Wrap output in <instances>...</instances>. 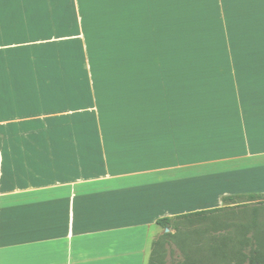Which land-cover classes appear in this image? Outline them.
<instances>
[{"label":"rangeland","instance_id":"374dc122","mask_svg":"<svg viewBox=\"0 0 264 264\" xmlns=\"http://www.w3.org/2000/svg\"><path fill=\"white\" fill-rule=\"evenodd\" d=\"M132 5L123 10L135 15L132 26L95 38L82 32L80 16L63 23L70 33L0 30V134L5 135L0 144L6 149L23 143L20 133L35 120L33 137L43 151L44 142L58 136L83 138L97 147L101 139L140 137L185 157L168 164H190L170 171L174 179L236 169L232 162L209 160L241 158L246 152L242 107L257 82L244 80L243 39L250 29L251 37L258 35L252 28L258 19L248 23L235 12L234 26L240 24L243 35L242 46L234 49L227 44L232 17L224 0H134ZM42 86L49 95L38 93ZM24 100L37 108L28 118H21ZM170 174L162 178L172 180ZM222 186L217 185V195ZM235 200L183 213L224 208L206 220L171 217L177 227L165 230L173 234L164 248L165 264H247L250 251H264V201ZM158 231L153 225L149 237ZM149 256L140 264H148Z\"/></svg>","mask_w":264,"mask_h":264},{"label":"crops","instance_id":"0c3cea01","mask_svg":"<svg viewBox=\"0 0 264 264\" xmlns=\"http://www.w3.org/2000/svg\"><path fill=\"white\" fill-rule=\"evenodd\" d=\"M33 1L44 2L49 13L65 3L75 16L80 14L82 32H117L132 26L135 18L123 11L124 6L132 9L134 0ZM224 1L232 17L225 30L232 33L227 40L232 48L242 46L243 35L241 25L234 26L235 12L248 23L258 19L252 27L258 35L251 37L250 29L243 39L244 80L257 82L256 88L248 89L247 105L244 101L242 107L246 152L241 158L209 160L232 162L229 166L236 169L174 179L170 171L190 164H168L185 157L177 150L170 154L167 148H159L163 145L146 144L140 137L126 142L101 139L99 147L86 139H48L43 151L34 131L20 133L23 143L11 144L8 153L0 144V264H140L147 252L151 256L153 242L164 231L156 221L187 209L211 208L233 194L225 190L217 195V185L239 182L236 193L256 185L264 195V0ZM25 3L0 0V10L5 11L0 15L10 18L5 32L17 30L16 18L24 16ZM237 6L249 10L241 14ZM0 137L5 141V135ZM156 173L170 174L172 180L162 178L167 175L151 176ZM207 193L209 201L202 206L201 197ZM153 225L160 231L149 237Z\"/></svg>","mask_w":264,"mask_h":264},{"label":"trees","instance_id":"16d2710c","mask_svg":"<svg viewBox=\"0 0 264 264\" xmlns=\"http://www.w3.org/2000/svg\"><path fill=\"white\" fill-rule=\"evenodd\" d=\"M44 6H45L44 2L37 5L33 0H26V3H25L26 9L24 11V16L16 18V21L18 23L17 30L11 31V32H5V34L70 33L72 28L71 29L69 27L66 28L65 25L63 26V23H65V22L67 23L69 21L72 24L75 23L76 18H77V16H75V12L70 7L67 8L65 3H62V2L58 6V8H56L52 13H49L48 11H46ZM39 8H42V10H40ZM1 12H5V11L0 10V13ZM79 13H80V11H79ZM79 16H80V14H79ZM0 18L3 19V18H5V16L0 15ZM61 18L62 19L64 18V19L62 20ZM9 20H10V18L6 17L5 23H9ZM60 21H62V22L59 23ZM56 24H59L60 26H57ZM125 28L126 27H120L119 29H117V31L119 30V31L124 32ZM0 30L5 31V29H0ZM85 32L87 34L91 33L88 31H85ZM102 33H105V32H95L92 34H94V38H95V37H98L97 35L102 34ZM18 38H20V35L18 36ZM38 93H41V95L45 94V93H46V95H49L46 86H42L41 88H39ZM19 96H23V95L19 94ZM38 96H40V94H38ZM27 103H28L27 100H24L22 103L23 105H25V108H27V110L23 111L21 108V110H20V112H22V114H21L22 117L20 116L21 118H28L27 116L32 115L37 110L36 107L30 106ZM10 114L12 115V113H10ZM34 121L35 120L29 121L28 123L31 124L30 127L27 130H22V131L23 132H32V131L35 132V131H37L35 128ZM58 137L63 138V136H58ZM77 139H79V138H77ZM5 153H8L7 149H5ZM201 161H203V160H201ZM235 183L236 182H232L229 185L224 183L223 186L221 184L222 187L217 191L219 194L225 190L233 191L232 195L222 197L221 201L223 203L234 202V201H236L235 199H245L246 201H254V200H259L262 202L264 201V195H261L257 192L256 185H248V187H251L253 189L251 191H248L247 192L248 195L244 197V196H242L244 194L240 195L239 193H236V192L240 191L238 189L240 186H238ZM213 207H215V205H213ZM204 209H207V208H204ZM222 209H224V208H213V209H209V210H201V211H196V212H192V213L179 215L176 218L184 219V220H187L189 222H192L193 218H197L198 220H206V218L208 216H210L214 213L220 212V211H222ZM156 224L164 230V233L159 240H155L153 242V251L151 253L148 264H165L164 248L169 243V240L173 237V234H171L169 232H165V230H169V229H171V227L176 228L177 226H176V222L173 223V219L168 218V217L158 219L156 221ZM247 264H264V251L257 250V249L250 251V253L247 257Z\"/></svg>","mask_w":264,"mask_h":264}]
</instances>
